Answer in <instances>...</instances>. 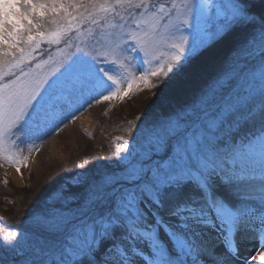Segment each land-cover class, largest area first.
Masks as SVG:
<instances>
[{
  "label": "snow or ice",
  "instance_id": "snow-or-ice-1",
  "mask_svg": "<svg viewBox=\"0 0 264 264\" xmlns=\"http://www.w3.org/2000/svg\"><path fill=\"white\" fill-rule=\"evenodd\" d=\"M216 42L225 70L139 149L114 137L124 167L74 177L83 191L37 218L23 264H233L242 229L264 249V0H0V160L18 172L20 145L159 87ZM19 244L0 234L4 250Z\"/></svg>",
  "mask_w": 264,
  "mask_h": 264
},
{
  "label": "rangeland",
  "instance_id": "rangeland-1",
  "mask_svg": "<svg viewBox=\"0 0 264 264\" xmlns=\"http://www.w3.org/2000/svg\"><path fill=\"white\" fill-rule=\"evenodd\" d=\"M44 45L42 44L41 47L43 48ZM220 48H226L223 42H216L202 50L157 88L149 89L141 84L139 91L133 90L122 100L116 98L92 103L91 107H86L77 113V119L64 121L59 131H50L39 140L20 145L19 172L16 165L0 160V234L6 230H15L20 234L17 251L4 250L0 247V258L7 264H23L26 256L17 255V252H26L28 246L33 243L31 236L17 227L30 229L33 232L34 229L29 226L30 224L26 226L24 224L28 222L27 216L38 213L41 204L48 203L52 211L62 206L60 199L62 195L68 197L73 193H81L83 188L74 183V177L79 175L80 180L93 179L100 178L106 173L121 171L126 162L120 160L116 154L114 137L129 139L132 149L137 150L141 147L142 132L145 129H159L161 125L175 118L177 113L191 105L225 70L226 62L223 67L204 78L200 87L198 86L188 97L184 96L181 100L180 96L186 91L185 84L188 85L193 71L200 69L212 52ZM227 50L226 48L223 52H228ZM257 64L258 60L249 61L245 70L252 71ZM151 79L152 83H159L156 78ZM83 115H86L88 120L79 123L78 120ZM137 117L140 119L137 120ZM130 121H135L138 125V129H133L135 139L126 131L130 127ZM70 127L71 130L75 129V135L69 136L65 144H61V149L63 148L62 152L60 151L61 159L47 143L52 136L67 137ZM28 143L33 145L31 151L27 146ZM24 157L27 159L24 160ZM85 160L88 161L87 164L84 163ZM54 165L55 170H50ZM47 169H49L48 180L44 178ZM242 230H245L246 235L249 236L248 240L251 239L252 243L258 241L253 258L257 257L258 253L264 251L257 239L258 234L251 229ZM41 233L43 235L44 230ZM251 260V257L244 260L240 257L236 258L240 263Z\"/></svg>",
  "mask_w": 264,
  "mask_h": 264
},
{
  "label": "bare ground",
  "instance_id": "bare-ground-1",
  "mask_svg": "<svg viewBox=\"0 0 264 264\" xmlns=\"http://www.w3.org/2000/svg\"><path fill=\"white\" fill-rule=\"evenodd\" d=\"M222 48H220L218 51L215 50L214 52H212V55L210 54L211 56L207 58V61L204 62L202 67L198 70L193 71L192 75L190 76L188 85L186 86L185 84L184 89H186V91L183 93L184 95L182 94V96H180L181 100L184 96L188 97L189 94H191L193 90H195L199 85H201L204 78H207V76L212 74L214 71L218 70L220 67H223L224 63L227 61V58L229 56V49L227 50L228 52H223V50L226 48L224 49ZM87 120L88 118L86 117V115H83L81 119L78 120V122L79 123L81 121L86 122ZM71 128L72 127L68 129L67 137L65 138L60 137V135L52 136L47 143L48 146L51 147V149H53L55 152L58 153L61 159H62L61 150L63 149V148L61 149V144H65V140L68 139L69 136L73 137L75 135V129L71 130ZM55 167L56 166L54 165L50 170H55ZM48 173H49V169H47V172L44 174V178L47 180H48ZM44 184H45V180H44ZM248 237L249 236L246 235L245 230H241L240 232L237 233L236 243H237V246H238V243L240 245L238 246V249H239L238 257L243 258V260L247 259L248 257H251L252 260L247 263H244L243 261L240 263L236 261V258H235L233 264H264V261H260L259 259L253 258L254 253H255V248L257 246L258 241H256V243L255 242L252 243L251 239L248 240Z\"/></svg>",
  "mask_w": 264,
  "mask_h": 264
},
{
  "label": "trees",
  "instance_id": "trees-1",
  "mask_svg": "<svg viewBox=\"0 0 264 264\" xmlns=\"http://www.w3.org/2000/svg\"><path fill=\"white\" fill-rule=\"evenodd\" d=\"M255 2L257 4H259L260 0H255ZM43 48H47V45L45 44L43 46ZM41 55H43V53H41ZM131 119L133 120V116H131ZM41 211H42V213H41ZM49 211H50V206L48 205V203H43L40 205L39 211L36 215L27 216L28 222H27V224H24V226L30 224L29 226H31L34 229L33 232H32V230H30V229L27 230L26 228H23V227H17V229L20 228L23 230L22 231L23 233L24 232L28 233L32 238V243H34L36 240H38L42 236L41 232H42V230H44L43 227L37 223V218L40 217L45 212H49ZM3 264H7V262L3 260Z\"/></svg>",
  "mask_w": 264,
  "mask_h": 264
}]
</instances>
